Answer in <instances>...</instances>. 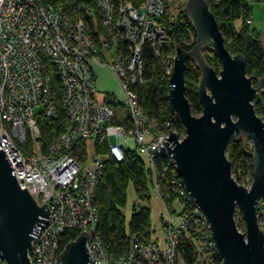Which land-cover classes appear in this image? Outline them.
I'll return each instance as SVG.
<instances>
[{
  "label": "built area",
  "instance_id": "2783aa9c",
  "mask_svg": "<svg viewBox=\"0 0 264 264\" xmlns=\"http://www.w3.org/2000/svg\"><path fill=\"white\" fill-rule=\"evenodd\" d=\"M171 1L140 0L138 7L135 0H96L97 23L84 6L73 22L62 4L0 0V151L12 165L19 188L49 209L48 223L28 253L30 264H60L57 239L69 229L89 234L88 264H180L181 238L190 241L205 264H214L218 257L208 224L198 206L187 199L176 172L178 181H172L170 189L176 195L177 222L174 225L170 217L172 207L163 203L164 246L154 241L144 244L133 235L126 257L112 261L96 234L95 187L110 160L120 163L126 154L144 158L150 184L165 199L156 181L155 159L165 156L162 142L170 133L180 141L184 132L170 120L159 123L146 114L130 86L147 81V49L156 56L163 74L168 79L172 75L176 53L167 31L157 22ZM246 2L264 5V0ZM187 35L188 44L196 41L193 29ZM97 69L115 75L120 96L106 94L95 100ZM38 107L41 110L35 114ZM58 111L63 128L55 143L43 151L36 116L56 119ZM97 146L103 151L96 152ZM135 203L142 205L140 200ZM262 218L264 203L259 202L258 219Z\"/></svg>",
  "mask_w": 264,
  "mask_h": 264
},
{
  "label": "water",
  "instance_id": "95a60500",
  "mask_svg": "<svg viewBox=\"0 0 264 264\" xmlns=\"http://www.w3.org/2000/svg\"><path fill=\"white\" fill-rule=\"evenodd\" d=\"M184 13L196 36L189 52L176 48L168 97L184 128L179 141L174 134L162 142L165 157L182 181L186 197L198 206L210 231V239L223 264H264V232L258 225V204L264 203V122L253 102L264 92V76L258 85L246 76L245 59L232 55L225 46L218 23L205 0H187ZM211 47L220 62L216 73L207 66L202 49ZM194 61L201 72L198 99L201 115L194 116L185 97L186 60ZM239 134L249 138L253 148L250 188L232 177L226 156L229 138ZM239 211L244 225L241 233L235 222ZM49 209L39 206L21 190L12 175V165L0 151V264H30L32 243L45 228ZM89 234L81 233L59 255L60 264H88Z\"/></svg>",
  "mask_w": 264,
  "mask_h": 264
},
{
  "label": "trees",
  "instance_id": "16d2710c",
  "mask_svg": "<svg viewBox=\"0 0 264 264\" xmlns=\"http://www.w3.org/2000/svg\"><path fill=\"white\" fill-rule=\"evenodd\" d=\"M37 1L42 6L64 5L73 22L79 18L83 11L82 6L91 8L94 13L97 9L95 0ZM134 4L139 5V0H135ZM169 7L165 8L163 15L157 22L167 31L172 41L169 45L180 47L189 52L196 42H193L190 46L186 45L188 43L187 31L193 29L192 23L184 13L183 7H179L178 20L172 21ZM210 11L218 23L226 48L232 55H241L245 59L246 76L252 79V85L256 87L258 81L264 76V50L259 35L251 33L246 25L251 7L246 0H222L218 5L210 6ZM240 19H242V26L236 29L235 23ZM182 20L186 22L185 27L187 25V30L182 26ZM201 52L207 66L219 73L220 62L214 56L211 47H205ZM145 60L146 83L132 85L130 89L136 94L138 102L146 114L154 117L159 123L165 120L172 121L180 133L183 134V125L169 101L168 77L160 71L155 63L153 53L149 49L145 50ZM200 77L201 72L198 65L191 59H187L184 75L185 97L194 116L201 115L202 110L197 94ZM253 105L256 114L264 122V92L259 94ZM36 118L41 134L42 150L46 151L49 146L55 143L63 128V115L58 111V118L50 119L39 113ZM79 147L82 148V145H79ZM95 151L102 152L103 149L97 146ZM225 153L232 166V177L238 184H240L239 178L235 174L238 169H241L243 175L247 174L252 177L253 148L250 146L249 138H242L239 134L232 135L227 142ZM155 168L156 181L165 198L162 201L167 206H171L176 199V195L171 191L170 184L172 181H178V177L174 176L175 170L172 166H168L165 156L155 159ZM149 175V170L139 156L126 154L120 163L110 160L105 165L96 184L94 196V206L97 213L96 234L102 240L104 250L112 258V261H119L126 257L130 249V237L133 235L144 244L153 242L149 209L146 205H138L134 200L129 218L126 219L123 214L127 199V187L133 189L137 200L146 202L150 198L148 190L149 188L153 190V187L150 186ZM240 175L242 176V174ZM237 216V228L244 232L245 225L240 212ZM79 234L76 229L66 230L57 239L58 250L62 252L66 245L74 241ZM195 249L189 240L181 238L177 246L180 263L197 264L198 254ZM214 264L223 263L215 256Z\"/></svg>",
  "mask_w": 264,
  "mask_h": 264
},
{
  "label": "rangeland",
  "instance_id": "374dc122",
  "mask_svg": "<svg viewBox=\"0 0 264 264\" xmlns=\"http://www.w3.org/2000/svg\"><path fill=\"white\" fill-rule=\"evenodd\" d=\"M126 1H129V0H126ZM186 1L187 0H174V1H171L170 3H168L169 6H170L169 7V12L172 15V18H171L172 21H177L178 20L177 17H178L179 7H183L184 8V5H185ZM205 1L207 2V5L209 6V9H210V6H212V2H209L208 0H205ZM95 4H96V8H97L96 9V13H94V11L91 8H89V7H86L85 10L91 15L92 20L93 21L95 20L98 23L100 14H99V9H98L96 0H95ZM139 4H140V0H139ZM138 7H139V5H138ZM252 9L253 10H252L251 15L254 18V22H255V20H259V25H261V26H257L256 23L254 25H250V24H246V25L248 27V30L251 33L253 32L254 26H257L256 30H257V32H260V34H261L260 40L263 42V37H264V9L261 6V4H258V3H257V5H253ZM181 24H182V26L184 27L185 30L188 29L187 25L185 27V24H186L185 21L182 20ZM241 26H242V19L236 21V23H235L236 29H239ZM171 42L172 41L170 40L169 43H171ZM194 42H195V40H194ZM186 45L190 46V44H188V43H186ZM170 48H172V47H170ZM173 48H174L175 53H176L177 46H174ZM153 57H154V59H156V56L153 55ZM160 71H161V69H160ZM97 76H98V81L99 80H101V81L104 80L105 85H111L112 87H115V89H116L115 95L116 96H120V94H121L120 86L118 85V83L115 81V79L113 77L107 76L105 74L101 75V72H99V71L97 72ZM98 90H99L98 91L99 94H98V96L95 99L97 102H99V100L102 97V95H105L104 91H101L100 89H98ZM137 100H138V98H137ZM40 110H41V107L35 108L34 109V113L36 114ZM92 153L93 152H91V147H89L87 154L91 155ZM141 159L144 161L145 167L148 169L147 161L144 158H141ZM235 174H236L237 178H239V180H238L240 182L239 185L244 186L245 188L249 189L250 185H248V179L251 178V177L249 175H243V172H241V169H238ZM240 174H242V176ZM150 186H152V185L150 184ZM148 193H149L150 198L146 202H144L143 200H140V201H141L142 206L146 205V207L149 209L150 225H151V229L153 231L152 240L154 242H156L155 239L158 238L160 240V246L162 247V246H164V243H165V236H164V230H163V221L167 219V214H166V211L164 210L163 201L159 198L157 192L154 189L151 190L149 188ZM126 194H127V199H126V204H125V206L123 208V214H124V217L126 219H128L129 216H130V213H131L132 203L134 202V200L136 201L137 198L134 195V191H133V189L131 187H127ZM172 205L175 206L176 208H173ZM171 207H172L174 212H172L170 214V217L173 216V218L175 219L174 225H176L177 213L175 211H176V209L178 207L176 201H174V203L171 204ZM238 213H239V211L237 210L236 214H235V222H236V224L238 223V216H237ZM258 225H259V228L264 232V221H263V218L262 219H258ZM238 230L241 233H244L240 229H238ZM180 264H182V262ZM197 264H205V263L200 257H198Z\"/></svg>",
  "mask_w": 264,
  "mask_h": 264
},
{
  "label": "crops",
  "instance_id": "0c3cea01",
  "mask_svg": "<svg viewBox=\"0 0 264 264\" xmlns=\"http://www.w3.org/2000/svg\"><path fill=\"white\" fill-rule=\"evenodd\" d=\"M258 4H261V6L263 7V9H264V5L261 3V2H257ZM257 3L256 4H253V5H257ZM253 5H249L250 7H251V11H250V15H249V18H248V21L250 22V25H254L255 23L257 24V26H261V25H259V20H255V22H254V18L252 17V15H251V13H252V8H253ZM257 26H254V29H253V33L254 34H257V35H259V38H260V36H261V34H260V32H257V30H256V27ZM261 41V40H260ZM261 45H262V48H263V50H264V37H263V42L261 41ZM101 72V75H103V74H105V75H107V76H111V77H113L114 79H115V81L118 83V81H117V79H116V77H115V75L110 71V70H107V69H97V71H96V85H97V90L98 89H100L101 91H104V93H105V95L106 94H112V95H115V93H116V89H115V87H112L111 85H105V82H104V80L103 81H101V80H99L98 81V76H97V72ZM99 91V90H98ZM103 96V95H102ZM156 240V242L160 245V240L158 239V238H156L155 239Z\"/></svg>",
  "mask_w": 264,
  "mask_h": 264
}]
</instances>
